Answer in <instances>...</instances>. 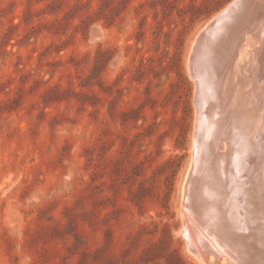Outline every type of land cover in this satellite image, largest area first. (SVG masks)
Segmentation results:
<instances>
[{
  "label": "rangeland",
  "instance_id": "1",
  "mask_svg": "<svg viewBox=\"0 0 264 264\" xmlns=\"http://www.w3.org/2000/svg\"><path fill=\"white\" fill-rule=\"evenodd\" d=\"M232 1L0 0V264L200 263L191 57Z\"/></svg>",
  "mask_w": 264,
  "mask_h": 264
},
{
  "label": "bare ground",
  "instance_id": "2",
  "mask_svg": "<svg viewBox=\"0 0 264 264\" xmlns=\"http://www.w3.org/2000/svg\"><path fill=\"white\" fill-rule=\"evenodd\" d=\"M234 7L191 57L197 120L182 234L199 264H264V0Z\"/></svg>",
  "mask_w": 264,
  "mask_h": 264
},
{
  "label": "water",
  "instance_id": "3",
  "mask_svg": "<svg viewBox=\"0 0 264 264\" xmlns=\"http://www.w3.org/2000/svg\"><path fill=\"white\" fill-rule=\"evenodd\" d=\"M236 4H238V0H233L226 8H224L214 19H212V21L204 28V30H203V32H205L207 29H209V28H212V27H214L216 24H217V22H218V20H219V18L220 17H222V16H224V14L226 15V14H229V13H231L233 10H235L236 8L234 7ZM234 8V9H233ZM95 30V32H96V34L97 35H101L102 34V30L101 29H99V28H95L94 29Z\"/></svg>",
  "mask_w": 264,
  "mask_h": 264
},
{
  "label": "trees",
  "instance_id": "4",
  "mask_svg": "<svg viewBox=\"0 0 264 264\" xmlns=\"http://www.w3.org/2000/svg\"><path fill=\"white\" fill-rule=\"evenodd\" d=\"M108 1H109V0H102V4H101L100 9H102L103 7H105V6L108 4ZM98 18H99V17H97V19H93V18L91 17V21H90V22H96V20H98ZM89 19H90V18H89ZM96 70H97V68H96Z\"/></svg>",
  "mask_w": 264,
  "mask_h": 264
}]
</instances>
